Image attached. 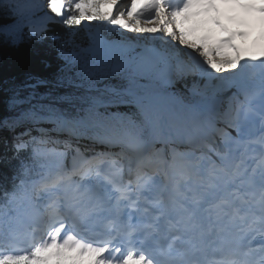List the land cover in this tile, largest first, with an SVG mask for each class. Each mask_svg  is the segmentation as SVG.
Masks as SVG:
<instances>
[{
	"label": "snow or ice",
	"instance_id": "1",
	"mask_svg": "<svg viewBox=\"0 0 264 264\" xmlns=\"http://www.w3.org/2000/svg\"><path fill=\"white\" fill-rule=\"evenodd\" d=\"M0 264H264V0H0Z\"/></svg>",
	"mask_w": 264,
	"mask_h": 264
},
{
	"label": "trees",
	"instance_id": "2",
	"mask_svg": "<svg viewBox=\"0 0 264 264\" xmlns=\"http://www.w3.org/2000/svg\"><path fill=\"white\" fill-rule=\"evenodd\" d=\"M28 70L47 71L36 63L31 54L24 48L20 50L0 49V77L11 72L22 73Z\"/></svg>",
	"mask_w": 264,
	"mask_h": 264
}]
</instances>
